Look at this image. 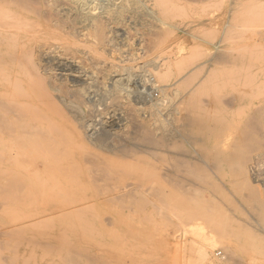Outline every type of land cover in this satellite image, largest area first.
I'll list each match as a JSON object with an SVG mask.
<instances>
[{
  "label": "rangeland",
  "instance_id": "rangeland-1",
  "mask_svg": "<svg viewBox=\"0 0 264 264\" xmlns=\"http://www.w3.org/2000/svg\"><path fill=\"white\" fill-rule=\"evenodd\" d=\"M143 1L181 30L197 28L154 38L125 13L100 44L83 0H0V80L20 104L48 74L70 90L48 109L62 115L52 127L64 121L60 161L44 168L49 146L41 154L0 136V264H264V148L252 151L264 147V0L229 12L218 0ZM208 18L216 26L204 29ZM224 23L234 28H216ZM25 116L11 133L39 117ZM115 135L129 151L111 146ZM58 165L62 177L50 171Z\"/></svg>",
  "mask_w": 264,
  "mask_h": 264
},
{
  "label": "bare ground",
  "instance_id": "bare-ground-1",
  "mask_svg": "<svg viewBox=\"0 0 264 264\" xmlns=\"http://www.w3.org/2000/svg\"><path fill=\"white\" fill-rule=\"evenodd\" d=\"M103 2L105 1V4H99L98 6H95V4H92V0H83V6L84 8L82 9V14L83 17L88 19L91 23V28L94 31V34L96 35V39L100 44H104L106 42H108V36H107V28L108 25L110 23L117 22L118 20H120V18L125 14V13H129L132 17H134L137 20H140L141 25L145 26L150 32L151 35H153L154 38H158L161 35H163L164 33L166 34V32L170 29H176V30H181L178 25H173L170 24L168 22H166L164 19L167 17L168 14H166L165 9L162 11H156L152 8H149L148 5H146V3L143 0H127V4H124L123 2L126 0H102ZM185 2L188 3H192L194 5H198L200 3H203L207 0H183ZM218 1H225V3H228L227 6L225 5V12L227 11V8H229V11H232L233 7H237V3L238 0H218ZM229 1V2H228ZM252 0H248V2L250 3ZM255 1V0H253ZM252 1V2H253ZM257 2L259 0H256ZM255 1V2H256ZM122 2V3H120ZM58 3V2H57ZM224 3V2H223ZM242 3V2H241ZM245 3V1H244ZM247 3V2H246ZM193 5V6H194ZM227 7V8H226ZM230 8L232 10H230ZM96 9L100 10V12H96ZM62 10V9H61ZM227 12V13H228ZM99 14H104L106 21L102 22L99 20ZM212 18V17H211ZM211 18H208V20L202 21L205 24H201L199 23V25H202V28L207 29L211 27H215L216 25L212 24L213 20H210ZM60 21V20H59ZM72 23V22H70ZM209 25V27H207V25ZM69 25V24H68ZM71 25V24H70ZM200 25V26H201ZM64 26V25H62ZM73 26V25H72ZM234 28V25H232ZM187 30H192V28H197V26H195L193 24L192 28L190 27H185ZM201 28V27H200ZM199 26L198 29L200 30ZM201 28V29H202ZM218 30H221L222 32L227 31L228 29L231 28L229 23H224V24H220L218 27ZM231 28V29H233ZM181 30L184 31L186 30ZM196 29V30H198ZM264 29V28H263ZM203 30V29H202ZM194 31V30H193ZM172 33V31H170ZM188 32V31H187ZM164 34V35H165ZM193 34V33H192ZM69 43V42H68ZM217 47V46H216ZM218 48V47H217ZM217 52V51H216ZM215 54V53H214ZM218 56V55H217ZM39 66L41 69L46 68L47 63L43 64L41 63L44 59L39 56ZM34 72V71H33ZM56 73V72H55ZM187 74V73H186ZM51 75V74H50ZM48 74L47 77L41 79L38 78L37 80V90L35 92V94L30 95L29 97H27V99L29 100L28 102H26L25 104H20V99L18 100V92L17 89L15 90V85H13L12 81L11 82H6V81H2L0 80V86L3 87L4 89H6L8 92H3V94L0 93V133H1V139L3 142V145H10V144H16V143H30L29 145H39V149L41 154H42V148L47 145L49 146V153L47 151V155L45 156V158L43 156V161H42V165H44V168L46 167L45 164L49 163L50 160H55L60 161L65 155H66V143L64 142V137H63V133H59L58 130H56L57 127H61L62 125V121L60 123V125H58L57 127H52L53 125L57 124L56 122L52 121V117L54 114H56V110L53 112H51L50 110L48 111V109H50V105H52V100H53V104L55 106H57L58 108L60 106H62L64 104V97L68 94V92L70 90L67 89L66 86H64L63 81L61 77H53L52 75L50 76ZM184 76H182L180 79H182ZM129 80V79H128ZM14 81V80H13ZM126 82V81H125ZM18 83V81H17ZM16 83V84H17ZM20 84V83H19ZM36 84V83H35ZM18 85V84H17ZM20 87V85H18ZM247 86V85H246ZM76 87V86H75ZM77 87H79V85H77ZM138 88V87H137ZM142 89V88H141ZM248 89V88H247ZM20 90V89H19ZM18 90V91H19ZM31 90V89H30ZM34 92V90H32ZM38 91V92H37ZM84 89L79 87L76 90H74V95L76 97L75 102H73V107H75L77 109L78 112H80V97H82V95L84 94ZM143 91V89H142ZM160 91L163 93L164 91H166V89H160ZM18 94H17V93ZM31 92V93H33ZM118 86L116 84L112 85L107 91L106 94L109 97H113L116 96L118 94ZM244 93V92H243ZM8 94V95H7ZM15 94V95H14ZM89 94V93H88ZM10 95H14V97L12 98ZM150 95V93L148 94V96ZM20 96L23 97V94H20ZM106 96V97H107ZM150 98V96H149ZM191 99V98H190ZM189 99V100H190ZM220 100V99H219ZM19 101V102H18ZM27 101V100H25ZM59 106H58V105ZM58 111V110H57ZM188 111V110H187ZM27 112H35V114L37 116H39L38 118L43 116L42 121L37 120L38 118H36V120L32 119L33 121H29L28 124L25 121V123H23L25 126H22L23 131L21 133H11L12 130V125H14V123H16V127L17 125V121H19L23 116L24 118L26 117L25 115H27ZM257 112V111H256ZM59 116V118L62 116L61 114L59 115V112H57ZM24 114V115H23ZM52 115V117H50ZM56 115H54L56 117ZM32 117V116H31ZM56 117V118H57ZM29 118V117H27ZM207 118V117H206ZM62 119V118H61ZM26 120V119H25ZM59 120V119H58ZM63 120V119H62ZM50 121L54 122V124H50ZM61 121V120H60ZM190 122H196L193 119H189ZM210 121V120H209ZM24 122V121H23ZM177 122V121H176ZM21 124V122L19 123V125H23ZM252 124V123H251ZM255 125V124H254ZM15 126L13 128H15ZM24 127V128H23ZM59 127V128H60ZM58 128V129H59ZM249 128V127H248ZM20 129V126H19ZM61 129V128H60ZM199 130V128H198ZM251 130V129H250ZM254 130H256L254 128ZM15 131H20V130H15ZM14 131V132H15ZM185 131V130H184ZM188 131V130H187ZM61 132V130H60ZM166 133V132H165ZM244 133H246L244 131ZM253 133V132H252ZM65 134V132H64ZM66 135V134H65ZM166 135H164L163 137H165ZM243 136V134H242ZM248 136V135H247ZM245 136V137H247ZM90 138H92V140H94L95 143L100 144L103 139H104V135L103 134H97L92 132L90 134ZM241 138V137H240ZM85 139V138H84ZM248 139V138H247ZM123 137L122 136H118L115 135L113 142L111 143V146H113V148L116 151H122L121 153H124L123 151L126 150L127 148L124 147L123 143ZM140 140H142L141 143L145 142V143H150V141H152V138L147 137V136H143L140 138ZM246 140V139H244ZM247 141V140H246ZM126 142V141H125ZM257 146H253L252 147V151H258L259 155L262 154V148H264L262 146V144L259 141H256ZM241 144V143H239ZM40 145H43L42 147H40ZM20 146V145H19ZM246 146V145H243ZM38 148V147H37ZM21 150V149H20ZM47 150V149H46ZM96 150V149H95ZM16 151V150H14ZM13 151V153H14ZM129 151V150H126ZM5 152V151H4ZM39 154L37 155H40ZM45 152V151H44ZM12 153V151H11ZM18 153V152H16ZM15 154V153H14ZM231 154V153H230ZM10 155V153H8V156ZM25 155V154H24ZM233 156V155H232ZM10 157V156H9ZM13 157H16L15 155ZM229 157V156H228ZM11 158V157H10ZM210 158V157H209ZM230 158V157H229ZM233 158V157H232ZM59 159V160H57ZM5 160V159H4ZM232 160V159H231ZM53 161V163L55 162ZM235 161V160H233ZM92 164L94 161H90ZM4 163V162H3ZM36 163V162H34ZM89 163V160H88ZM237 163V162H236ZM232 164V163H231ZM33 165V164H32ZM48 165V164H47ZM242 165V164H241ZM240 165V166H241ZM37 166V165H36ZM52 166V165H51ZM107 167V166H105ZM43 168V169H44ZM50 171L52 173H54V176L56 177H62L65 175V173H63V168L62 166H57V168H55V166L50 167ZM36 169V168H35ZM38 169V168H37ZM41 169L42 171H45ZM48 168H46L47 170ZM31 170V169H30ZM39 170V169H38ZM37 170V171H38ZM109 170V169H108ZM49 171V170H48ZM41 172V171H40ZM47 172V171H46ZM65 172V170H64ZM20 173V172H19ZM42 173V172H41ZM41 173H38L41 175ZM64 174V175H63ZM21 175V174H20ZM39 175V178H41ZM24 176V174H23ZM66 177V176H65ZM11 178V177H10ZM46 179V178H45ZM71 179V177H70ZM4 180V179H3ZM23 181V180H22ZM46 181V180H44ZM97 181V180H96ZM67 184V182H65ZM72 183V182H71ZM51 184V183H50ZM27 185V184H26ZM49 185V184H48ZM52 185V184H51ZM55 185V184H54ZM70 185V184H69ZM25 186V184H24ZM56 186V185H55ZM68 186V185H67ZM75 186V185H74ZM77 186V185H76ZM142 187V186H141ZM22 188V187H21ZM79 188V186H78ZM14 189V188H13ZM17 189V186H16ZM39 189V188H38ZM76 189V188H75ZM46 190V189H45ZM51 190V189H50ZM58 190V189H57ZM72 190V189H71ZM53 191V190H52ZM174 192V191H173ZM239 193V192H238ZM247 194V193H246ZM251 195V194H250ZM255 195V194H254ZM15 197V196H14ZM258 197V196H257ZM255 198V197H254ZM8 200V199H5ZM90 201V200H89ZM163 202V201H162ZM78 203V202H77ZM86 203V202H85ZM101 203V202H99ZM105 204V203H104ZM166 204V203H165ZM8 205V204H7ZM68 205V204H67ZM70 205V204H69ZM110 205V204H109ZM250 206V205H249ZM168 207V205H167ZM264 207V206H263ZM261 209V208H260ZM263 210V209H262ZM259 222L264 226V211H262V213H260V217H259ZM215 256L222 258V251L221 250H217L215 252ZM3 259V258H2Z\"/></svg>",
  "mask_w": 264,
  "mask_h": 264
}]
</instances>
